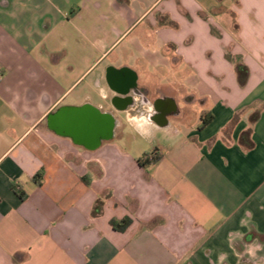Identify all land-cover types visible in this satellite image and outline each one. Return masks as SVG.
I'll list each match as a JSON object with an SVG mask.
<instances>
[{
    "label": "crops",
    "instance_id": "crops-1",
    "mask_svg": "<svg viewBox=\"0 0 264 264\" xmlns=\"http://www.w3.org/2000/svg\"><path fill=\"white\" fill-rule=\"evenodd\" d=\"M133 92L154 109L150 138L130 124ZM103 116L107 139L87 128ZM253 242L264 0H0V264H264L244 255Z\"/></svg>",
    "mask_w": 264,
    "mask_h": 264
},
{
    "label": "clouds",
    "instance_id": "clouds-1",
    "mask_svg": "<svg viewBox=\"0 0 264 264\" xmlns=\"http://www.w3.org/2000/svg\"><path fill=\"white\" fill-rule=\"evenodd\" d=\"M198 7V6H197ZM194 16V19L198 21V23L202 24L203 22H200L197 17H195V14L192 13ZM180 19H184L183 17H180ZM184 23H187L186 20H184ZM252 29H249L246 35L248 37H251ZM187 33H181L178 37L179 42H182L186 38ZM137 97L138 100L136 103L143 105V111L138 113L135 119L130 121V124L133 127L134 131H137V134L141 136L142 139L150 138L151 132L150 129H154L156 125L151 120V117L155 114L154 109L149 107L140 97L142 95H137L135 92H133ZM135 111V108L133 109ZM142 124L143 129L137 130V124ZM264 250V245H261L258 242H253L252 244L248 245L244 250V255H247L250 259H256L257 253ZM226 254H221L220 259H226Z\"/></svg>",
    "mask_w": 264,
    "mask_h": 264
},
{
    "label": "flooded vegetation",
    "instance_id": "flooded-vegetation-1",
    "mask_svg": "<svg viewBox=\"0 0 264 264\" xmlns=\"http://www.w3.org/2000/svg\"><path fill=\"white\" fill-rule=\"evenodd\" d=\"M110 85L120 92L132 89V76L128 72L109 70L106 74ZM124 98V97H123ZM117 102L129 100L128 98H116ZM167 108V107H166ZM159 118L160 115H157Z\"/></svg>",
    "mask_w": 264,
    "mask_h": 264
},
{
    "label": "water",
    "instance_id": "water-1",
    "mask_svg": "<svg viewBox=\"0 0 264 264\" xmlns=\"http://www.w3.org/2000/svg\"><path fill=\"white\" fill-rule=\"evenodd\" d=\"M80 111H81V109H76L75 113L74 114H70L71 117H69V118L72 119L75 116L77 119H81L83 115L81 114L82 112H80ZM61 112L62 113H66V112H64V110H62ZM102 118L105 120V129L104 128L97 129V128L93 127V126L92 127L91 126H89V127L87 126V128L88 129L90 128L89 130H91V128H92V131L94 132V134L96 136H98V137L102 136L103 138L107 139V138L111 137L113 121L108 116H103ZM79 125H80L79 128H83L84 127L83 123H81V124L79 123ZM60 129L63 130L64 133H70V132L73 131L72 129H70V126H69L68 123H66L65 126L61 127Z\"/></svg>",
    "mask_w": 264,
    "mask_h": 264
},
{
    "label": "trees",
    "instance_id": "trees-1",
    "mask_svg": "<svg viewBox=\"0 0 264 264\" xmlns=\"http://www.w3.org/2000/svg\"><path fill=\"white\" fill-rule=\"evenodd\" d=\"M236 72H237V76H238V81H239V83L240 84H243L244 82H245V79H246V75H247V70H246V68L244 67V66H242V65H236ZM210 118V116H208L207 118L205 117V116H203L202 117V119H201V124L202 125H205L206 123H207V120ZM149 154H145L144 156H143V158L139 161V162H141V163H146V164H153V163H155V162H157V160H158V157H157V155L156 156H154L150 161H148L147 160V156H148ZM38 178V176H36L35 177V179H37ZM99 203H98V205H96V207H95V209L94 210H97V207H99ZM94 214H95V211H94ZM129 224H130V220L129 219H125V220H123L121 223H120V225H118V226H114L115 228L117 227L118 228V230L119 231H123V230H125L128 226H129Z\"/></svg>",
    "mask_w": 264,
    "mask_h": 264
},
{
    "label": "built area",
    "instance_id": "built-area-1",
    "mask_svg": "<svg viewBox=\"0 0 264 264\" xmlns=\"http://www.w3.org/2000/svg\"><path fill=\"white\" fill-rule=\"evenodd\" d=\"M155 155H157V151H156V150L152 151V152L147 156V159H151V158H153Z\"/></svg>",
    "mask_w": 264,
    "mask_h": 264
},
{
    "label": "rangeland",
    "instance_id": "rangeland-1",
    "mask_svg": "<svg viewBox=\"0 0 264 264\" xmlns=\"http://www.w3.org/2000/svg\"><path fill=\"white\" fill-rule=\"evenodd\" d=\"M144 147H147L146 145H139L138 148H144ZM149 147V146H148Z\"/></svg>",
    "mask_w": 264,
    "mask_h": 264
}]
</instances>
